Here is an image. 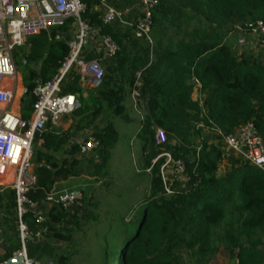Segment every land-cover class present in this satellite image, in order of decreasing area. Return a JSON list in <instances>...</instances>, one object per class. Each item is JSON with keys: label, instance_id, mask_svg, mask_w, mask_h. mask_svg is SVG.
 Segmentation results:
<instances>
[{"label": "trees", "instance_id": "obj_1", "mask_svg": "<svg viewBox=\"0 0 264 264\" xmlns=\"http://www.w3.org/2000/svg\"><path fill=\"white\" fill-rule=\"evenodd\" d=\"M88 3L82 17L102 35H110L120 50L98 88L85 89L75 79L66 91L81 103L71 115L74 128L88 130L100 141L98 151L104 159L80 158L79 144L71 146L70 129L45 130L43 143L34 147L37 183L29 198L44 202L61 182L84 174V165L100 183L120 141L117 123L137 124L135 138L142 149L136 171L141 180L135 189L137 208L116 233L114 245L103 236L102 264H182L181 248L201 260L217 252L216 243L236 254L237 264H264V170L226 156L222 146L197 142L200 124L229 134L249 121L264 142V61L237 53L222 33L233 24H264V0H159L152 12V43L119 24H104L100 12ZM68 52L64 41L47 32L29 37L15 51V68L23 70L25 87L22 118L31 117L37 79L50 80ZM156 129L165 131L164 144L157 143ZM163 151L185 162L188 190L173 185V194H167L161 175L165 158H158ZM225 159L230 170L219 174ZM93 198L85 195L88 206ZM15 208V190L1 189L0 262L22 248ZM81 217L59 206L50 209V220L39 221L27 213L23 220L28 229L34 234L45 231L41 240L34 235L26 240L29 258L35 264H73L72 253L59 251L56 241L71 243L74 227L95 216L89 211L87 220Z\"/></svg>", "mask_w": 264, "mask_h": 264}, {"label": "built area", "instance_id": "obj_2", "mask_svg": "<svg viewBox=\"0 0 264 264\" xmlns=\"http://www.w3.org/2000/svg\"><path fill=\"white\" fill-rule=\"evenodd\" d=\"M89 1L92 2L90 9L100 12L104 24H119L131 29L137 38L152 43V12L159 0H139L136 4L127 0H0V187L15 190L14 217L22 245L11 258L0 264L36 263L27 254L26 240L33 235L41 240L45 231L35 234L30 231L23 220L27 213H34L39 221H45L50 220L49 212L54 206L78 216L84 212L82 191H53L42 203L32 201L28 195L37 183L32 163L35 142L42 144L41 134L45 130L59 127L65 116L72 115L81 106L78 96L66 91L67 86L78 79V84L85 89L98 88L105 78L107 64L120 50L110 35H102L99 27L92 26L82 17ZM244 29L264 34L263 23L254 27L247 25ZM43 32L53 33L55 40L64 41L69 52L50 80L37 79L33 91L37 100L30 119L26 120L15 108L17 70L14 55L29 37ZM95 33L99 34L101 50L98 56L89 58L86 53ZM198 127L204 128V125ZM209 129L215 131L226 156L237 157L264 170V142L254 122L249 121L229 134ZM156 140L158 144H164L167 141L165 131L157 129ZM78 144L84 154L100 148V141L92 134ZM158 158H165L161 175L167 194H173L169 173H185V162L175 161L169 151L161 152Z\"/></svg>", "mask_w": 264, "mask_h": 264}, {"label": "rangeland", "instance_id": "obj_3", "mask_svg": "<svg viewBox=\"0 0 264 264\" xmlns=\"http://www.w3.org/2000/svg\"><path fill=\"white\" fill-rule=\"evenodd\" d=\"M139 0H127L128 3L136 4ZM224 40L239 54H248L264 61V34L253 33L244 29L239 24H233L222 30ZM100 38H96L99 42ZM19 50V47L16 49ZM108 65V64H107ZM26 67L38 68L35 63H26ZM25 87L23 83V70H17V92L16 103L21 102ZM199 94H197V97ZM68 127L70 123L64 121L61 124ZM76 122L72 124L70 130H74ZM117 130L120 134L118 145L112 150L111 158L108 160V172L103 174L102 181L97 183L89 174V169L85 166L84 174L74 178L73 186L83 189L84 195H94L91 205L84 204V212L81 219L87 220L86 215L91 211L95 217L90 218L88 224L74 227L73 241L65 243L56 241L59 251L72 253L73 264H102L103 236L107 235L110 245L115 243V235L133 218V211L137 208V194L135 189L141 182L137 176L139 170L138 157L142 152L141 141L135 138L140 126L133 124L130 126L117 123ZM68 130V129H67ZM157 130V129H156ZM168 139V137H167ZM168 141V140H167ZM199 144L210 143L222 146L215 131L204 127L200 130L197 140ZM38 144L36 141L34 147ZM35 149V148H34ZM103 154V153H102ZM95 150L92 153H80V158L88 159L92 162H103V155ZM228 160V159H226ZM229 163V162H228ZM171 170V169H170ZM230 170L226 163L219 167V174H225ZM172 186L176 189L188 190L190 188L189 179L186 173H169ZM3 187H0V190ZM134 207V209H133ZM15 220V217H13ZM217 252L205 259L199 260L190 250L181 248L179 250L182 264H237V255L228 251L224 245L216 243Z\"/></svg>", "mask_w": 264, "mask_h": 264}, {"label": "crops", "instance_id": "obj_4", "mask_svg": "<svg viewBox=\"0 0 264 264\" xmlns=\"http://www.w3.org/2000/svg\"><path fill=\"white\" fill-rule=\"evenodd\" d=\"M98 37H99V34L95 33V36L92 39L91 46L89 47V49H88V51L86 53L89 58L98 56V53L101 50L100 41L96 42V38H98ZM197 94H199V93H198L197 90H195V93H194V97L195 98H197ZM15 108H16L17 112H19V114H20L21 102L17 103ZM64 121H68L70 123V125L68 127H63L61 124ZM73 123H74V120H73L71 115L65 116L63 118V120H61V122L59 124V127L62 128L63 130H67V129L71 128ZM89 134H91V133L88 130H83V131H79V132L76 131V129L71 130V146L77 144L79 141L83 140ZM210 143H213V142H210ZM38 144L40 145V143H38ZM223 162L226 163L230 167V164L228 163V160L225 159ZM74 183H75L74 178H71V179H69L68 181H65V182H61L58 185V187L56 188L55 191L69 190V191H82L83 192V189H81L80 187L73 186ZM38 264H41V262H38ZM42 264H53V262L49 261V262H46V263L44 262Z\"/></svg>", "mask_w": 264, "mask_h": 264}, {"label": "water", "instance_id": "obj_5", "mask_svg": "<svg viewBox=\"0 0 264 264\" xmlns=\"http://www.w3.org/2000/svg\"><path fill=\"white\" fill-rule=\"evenodd\" d=\"M21 108H22V105H21Z\"/></svg>", "mask_w": 264, "mask_h": 264}]
</instances>
